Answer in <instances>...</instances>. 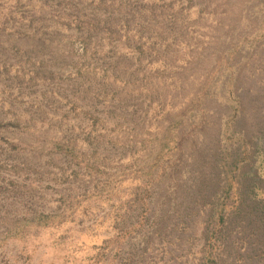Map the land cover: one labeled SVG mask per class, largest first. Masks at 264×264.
<instances>
[{"label":"rangeland","instance_id":"obj_1","mask_svg":"<svg viewBox=\"0 0 264 264\" xmlns=\"http://www.w3.org/2000/svg\"><path fill=\"white\" fill-rule=\"evenodd\" d=\"M261 133L264 0H0V264H264Z\"/></svg>","mask_w":264,"mask_h":264},{"label":"trees","instance_id":"obj_2","mask_svg":"<svg viewBox=\"0 0 264 264\" xmlns=\"http://www.w3.org/2000/svg\"><path fill=\"white\" fill-rule=\"evenodd\" d=\"M237 116V113L234 111L228 119V126L230 129H232V134L236 133L238 129H236L235 118ZM239 141H242V138L238 139ZM255 146H253V149H249L248 146L244 147V154L240 153L238 150L235 153L236 155L233 156V152L231 153V156H229V153L227 155H223V153L227 152V149H220L219 152V161H221V165L227 166L228 169L225 170V197L222 200L221 196H218L217 201L215 203L216 209L214 213L212 214V218L214 217L218 218V221L220 225L226 223V217L222 216L220 214V211L227 206H229L228 210L231 209V215H234L236 212L240 213L242 212L243 208L251 209L256 214V219L260 220L262 232L264 235V197L260 196L261 192L264 190V185L261 186L263 183L262 178L260 174L256 170V161L259 157H264V134L261 133L258 138L255 139L254 142ZM252 148V147H251ZM252 151V152H251ZM243 154V157L241 156ZM242 157V158H241ZM227 159H230L231 162H228ZM243 163H246L248 165V168L246 167V170L244 169ZM241 173V176L237 178L235 175V171H238ZM223 190V188H222ZM260 191V192H259ZM223 192V191H222ZM232 192V194H231ZM258 192L260 194H258ZM231 194V195H230ZM233 196V197H231ZM231 197L232 203L228 205L227 199ZM226 200V201H225ZM225 201V202H224ZM231 207V209H230ZM230 215V214H229ZM228 219V218H227ZM223 241L221 243L224 244L225 248L227 247V242L224 237ZM264 249V246H262ZM208 262H211L210 257H208Z\"/></svg>","mask_w":264,"mask_h":264}]
</instances>
